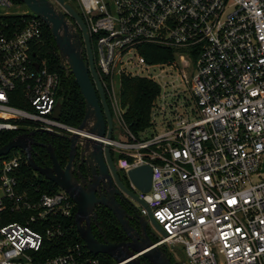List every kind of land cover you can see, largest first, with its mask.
Returning a JSON list of instances; mask_svg holds the SVG:
<instances>
[{
    "label": "built area",
    "instance_id": "2783aa9c",
    "mask_svg": "<svg viewBox=\"0 0 264 264\" xmlns=\"http://www.w3.org/2000/svg\"><path fill=\"white\" fill-rule=\"evenodd\" d=\"M67 1L87 26L122 137L103 144L166 232L154 242L179 264H264V0ZM44 25L28 7L0 0V134L14 131L32 150L37 133L85 135L62 120V107L55 117L60 78L36 55ZM151 47L167 57L151 60ZM125 77L159 85L150 125L138 133L124 116ZM23 153L0 156V264H102L79 243L48 255L76 203L58 185L23 184ZM143 165L152 168L147 192L128 177Z\"/></svg>",
    "mask_w": 264,
    "mask_h": 264
},
{
    "label": "water",
    "instance_id": "95a60500",
    "mask_svg": "<svg viewBox=\"0 0 264 264\" xmlns=\"http://www.w3.org/2000/svg\"><path fill=\"white\" fill-rule=\"evenodd\" d=\"M25 4L32 12L38 15L50 29L59 53L60 63L68 72L72 73L85 100V116L78 126L85 135L77 132L70 136L51 133L53 137H66L71 142L70 160L66 167L59 163L55 148L52 144L46 145L52 160L51 166L39 165L32 154V148L24 140V136L12 139L0 148V156L7 155L14 148H22L26 152L27 165L45 178L53 181L72 197L77 205L76 225L80 237L93 254H107L116 263L144 264L146 259L151 264H174L167 252L157 245L148 233V222L151 220L163 235L166 232L153 218L147 203L137 193L127 188L113 165L111 148L108 143L103 144L102 138H112L113 118L107 102L106 94L98 76L93 49L87 26L78 11L67 0H18ZM61 105L57 107L55 117L59 118ZM80 144L84 151L89 152L88 157L81 162L97 174L99 178L93 184L87 182L85 176L79 172L75 176L73 161ZM105 160L108 161V168ZM112 176L116 179L120 189L147 208L148 216H140V230L131 224L132 216L116 198L117 190L100 193L97 198L96 186L107 190L112 185ZM129 179L143 192H147L152 184V168L143 165L128 172ZM106 178L109 183H106ZM81 182H80V180ZM104 204L116 217L119 225L126 234V240L120 242L110 241L106 235L100 241L93 230V224L99 225L95 212L96 204Z\"/></svg>",
    "mask_w": 264,
    "mask_h": 264
},
{
    "label": "trees",
    "instance_id": "16d2710c",
    "mask_svg": "<svg viewBox=\"0 0 264 264\" xmlns=\"http://www.w3.org/2000/svg\"><path fill=\"white\" fill-rule=\"evenodd\" d=\"M14 1L21 6H26L18 0ZM151 48L152 51L149 55L151 60H163L168 55V52L163 49L156 47ZM36 55L39 61L45 62L49 71L55 72L59 75L60 85L58 93L62 96V120L71 125L79 126L85 116V100L73 74L62 67L56 42L50 29L46 25H44L43 40L36 47ZM158 92L159 85L150 79L139 77H125L122 79L121 101L125 108L124 116L131 130L135 133H138V131L145 129L150 125L151 105ZM16 134L17 133L14 131L0 134V148L11 141ZM34 139L35 142L32 154L36 162L41 166L51 165L49 152L46 147L49 139L47 134L37 133ZM54 148L59 163H62L63 165L66 164L69 150V142L67 138L58 137L54 143ZM19 175L22 183L30 188H32L33 185L39 187V189L44 192L58 190L56 183L32 170L24 161L20 167ZM76 212L77 207L75 206L73 215L70 216L66 222L67 225H69L67 234L52 243L58 248L49 252L48 255L64 252L68 245L79 243L85 250L86 256L99 258L102 264H114L115 260L111 256L103 253L93 254L89 251L84 240L80 237L77 231L75 221ZM98 221L102 228V232L95 224H93V230L100 241L103 240V235H106L107 238L113 242L126 240V234L122 230L114 214H101L98 216ZM151 238L153 241H156L152 236ZM168 256L170 257L169 254ZM170 259L173 262L171 257ZM145 260L146 259L144 258L142 259L144 264H151Z\"/></svg>",
    "mask_w": 264,
    "mask_h": 264
},
{
    "label": "flooded vegetation",
    "instance_id": "af4514ba",
    "mask_svg": "<svg viewBox=\"0 0 264 264\" xmlns=\"http://www.w3.org/2000/svg\"><path fill=\"white\" fill-rule=\"evenodd\" d=\"M113 125L115 127L114 119H113ZM47 136L49 138L48 142H47L48 143L47 145L52 144L54 146V143H55V141L57 140L58 137H53V136H49V135H47ZM68 142H69V150H68L67 162L64 165L61 163L62 167H66V165L68 164V162L70 160L71 142L69 140H68ZM83 152H84L83 158L86 159L88 157V155H89V152L84 151L82 149L81 145L78 144L77 145V153H76V156H75V160L73 161V163H74V165H73L74 174H75L76 177H78V173L81 172L85 176L87 182L93 184V182L99 178L98 177L99 176V172H98V169H97V174H95L91 170V168L87 167L86 163H84V162L82 163L81 162V158H82L81 154ZM111 159H112L114 167L116 168V170H117V172H118V174H119V176L121 178V181L123 182V184L125 186H127V188L130 189V186L127 184V180L125 179L124 173L122 172V170L119 169L118 164H117V160L115 159V157H114V155L112 153H111ZM50 160H51V158H50ZM105 162H106L108 168H110V165H109L108 161L105 160ZM51 165H52V160H51ZM51 165H47V166H51ZM105 181H106L107 184L109 183V180L107 178H106ZM80 182H81V180H80ZM111 183H112V185L108 184L107 190H104L100 186H98V187L96 186L97 190H96L95 195L97 196V198H100V193L101 192H105V195L107 196L110 191L117 190L118 193L116 192V194H115L116 198L123 205V207L129 212V214L132 216L131 223L133 224V226L135 228H137L138 230H140L141 225L139 223V217L141 215L138 212V208L134 204V200L135 199H133L131 196H129L127 193H125L124 191H122L120 189L116 179L113 176H112V182ZM76 207H77V205H76ZM95 212L97 214V217L99 215L105 214V213L106 214H109V213L113 214L104 204H101V203H97L96 204ZM150 226H153L154 228L157 229L156 225L151 220H149V222H148V232H149ZM145 261H147V260H145Z\"/></svg>",
    "mask_w": 264,
    "mask_h": 264
},
{
    "label": "rangeland",
    "instance_id": "374dc122",
    "mask_svg": "<svg viewBox=\"0 0 264 264\" xmlns=\"http://www.w3.org/2000/svg\"><path fill=\"white\" fill-rule=\"evenodd\" d=\"M71 3L73 4V6H74L75 8H77V9L79 10V8H78V6H77V4H76L75 2L72 1ZM24 5H25V4H24ZM21 8H27V7H26V6H21ZM193 64H194V61H193ZM194 65H195V64H194ZM194 73H195V66L190 67V68H189V75H193ZM29 130H32V128H30ZM113 137H114L115 139H122V137H121L120 134H119L118 128L115 130V132H114V134H113ZM13 151H20V152H24V153H25V151H24L22 148H14ZM113 155H114L115 159L117 160V154H116L115 152H113ZM117 164H118V162H117ZM124 176H125V178L127 179L125 173H124ZM127 184L130 185L128 179H127ZM149 234H150V235L153 237V239H155V240H158V239H160L162 236H164L161 232H159V231H158L156 228H154L153 226H150V228H149ZM168 254H169L170 257L172 258L174 264H179V263H178V254H177L176 252H172V251L169 250Z\"/></svg>",
    "mask_w": 264,
    "mask_h": 264
}]
</instances>
